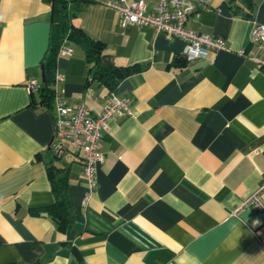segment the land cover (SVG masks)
I'll use <instances>...</instances> for the list:
<instances>
[{"label":"crops","instance_id":"obj_1","mask_svg":"<svg viewBox=\"0 0 264 264\" xmlns=\"http://www.w3.org/2000/svg\"><path fill=\"white\" fill-rule=\"evenodd\" d=\"M107 1L71 0V20L106 59L139 68L109 89L67 41L52 84L91 115L111 92L131 99L101 132L83 206L81 154L66 139L53 152V101L38 89L53 0H0V264H264V212L238 208L264 178V72L249 59L264 0L189 13L186 27L225 43L196 58L180 37L123 24ZM145 1L154 12L157 0ZM62 181L71 219L59 224L49 211Z\"/></svg>","mask_w":264,"mask_h":264},{"label":"built area","instance_id":"obj_2","mask_svg":"<svg viewBox=\"0 0 264 264\" xmlns=\"http://www.w3.org/2000/svg\"><path fill=\"white\" fill-rule=\"evenodd\" d=\"M106 4L118 11L123 24L152 25L167 38H182L185 41L182 53L187 58L206 57L211 51L225 46L223 39L194 31L185 25L189 13L212 9L209 0H157L154 12L145 11V0H109ZM250 41L256 46L258 53L249 55V59L253 61L255 68L264 72V23L253 24ZM71 52L72 49L65 42L58 50L59 54L67 56ZM27 86L30 90L35 89L36 80L29 79ZM52 101L55 110L54 137L57 140L52 149L56 155H60L65 150L66 139L72 142L81 154L87 188L82 201L85 206L96 185V166L103 160V153L99 149L101 132L113 115L131 112V99L111 92L108 101L92 115L84 101H67L58 90H54ZM243 206H252L264 212V178L238 208Z\"/></svg>","mask_w":264,"mask_h":264},{"label":"trees","instance_id":"obj_3","mask_svg":"<svg viewBox=\"0 0 264 264\" xmlns=\"http://www.w3.org/2000/svg\"><path fill=\"white\" fill-rule=\"evenodd\" d=\"M251 5V0H246ZM71 0H53L51 9V29L49 42L41 61L42 83L38 87L43 101H51L54 94L52 86L55 80V65L58 50L63 42L73 41L83 47L85 57L91 62V72L109 89H114L118 81L137 66H122L114 64L103 55V44L97 38H93L83 29L72 22L70 4ZM56 156V155H55ZM48 169L50 166L48 164ZM65 181L54 188L55 201L52 206V216L59 224L71 219L70 205L65 193Z\"/></svg>","mask_w":264,"mask_h":264}]
</instances>
